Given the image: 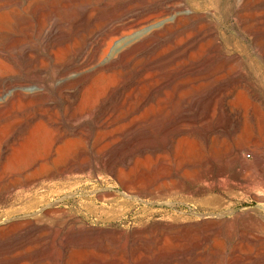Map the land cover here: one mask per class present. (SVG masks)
<instances>
[{
  "label": "bare ground",
  "instance_id": "bare-ground-1",
  "mask_svg": "<svg viewBox=\"0 0 264 264\" xmlns=\"http://www.w3.org/2000/svg\"><path fill=\"white\" fill-rule=\"evenodd\" d=\"M227 20L234 31L229 38L219 29ZM172 38L173 44L167 43ZM223 87L241 95L234 96V103L264 123V0H0V120L8 115L15 119L14 128L0 134V264H12L19 253L11 259L3 254L47 229L62 233L66 264H119L120 258L104 251L88 255L82 253L85 246H75L107 243L122 233L118 221L129 202L142 195L167 204L181 196L184 203L210 211L198 214L197 221L181 211L167 212L153 224L139 218L141 228L131 232L132 249L142 237H153L166 248L162 243L155 250L139 247L138 255L130 254L133 264H167L169 252L162 250H178L186 238L197 248L204 240L213 255L232 228L236 235L226 264H264V138L256 141L243 133L249 141L234 139L199 162L185 161L191 170L151 172L141 155L127 164L130 155L141 152L153 154L155 166L160 158L154 153L168 145L172 149L169 106L183 102V112L201 115L200 110L219 101ZM214 104L209 118L223 127L227 117ZM117 105H127V112L143 109L111 136L107 127ZM162 108L166 118L161 121ZM90 141L98 157L87 149ZM68 193L73 196L63 197ZM224 196L252 197L257 204L235 213L232 207L222 211ZM91 217L103 226L87 223ZM246 245L258 260L242 261ZM203 260L191 257L187 264Z\"/></svg>",
  "mask_w": 264,
  "mask_h": 264
},
{
  "label": "rangeland",
  "instance_id": "rangeland-1",
  "mask_svg": "<svg viewBox=\"0 0 264 264\" xmlns=\"http://www.w3.org/2000/svg\"><path fill=\"white\" fill-rule=\"evenodd\" d=\"M46 3V2H45ZM62 4H60V5H58V7H60V9L61 10H63V6H61ZM229 21L230 20H227V21H222V26H220V31H222L223 33H224V35H225V37H228L229 38V35H231V33H234V31H233V29H231V27L229 26ZM222 27V28H221ZM171 41H172V43H171ZM231 41V40H230ZM233 41V40H232ZM173 42H174V39L172 38V39H169L168 41H167V43H171V44H173ZM191 75H193V74H191ZM191 75H190V77H191ZM226 91H225V90ZM229 89L230 88H221V90L218 92V96H219V98L221 99V101H220V99H219V101H215V102H212V103H210V105H209V110L207 111V110H203V112L200 110V112H201V115L200 114H197V113H187V112H183L182 110H181V106L183 105V102H182V104H180V105H171V106H169L168 108L170 109V114L168 115V117L167 118H171V119H169L168 121H169V128L171 129H169V131H168V138H170V140L171 141H173V142H171V145H172V149L170 148L171 146L170 145H168L167 147H163V148H160L158 151H156L155 153H154V155L155 154H158L159 153V162L157 161V163L155 164V166L154 165H152V162H151V160L153 159V154H146V153H142V154H139V153H141V152H136L134 155L132 154V156L130 155V161L127 163L129 166H131L132 164V159L134 160L135 158H138V157H140V155H141V160L142 159H144L142 162L143 163H145V164H147V166H149V167H151V172H159V171H171V170H175V169H177V170H179V171H182L183 170V168L184 169H187V170H191V168H193L192 167V164H190V165H186V166H183V163L185 162V161H188V162H199L200 160H201V158L204 156V154L205 153H207V152H216V151H220V150H222L223 149V147H221V146H223V144H225V142H230L231 140H234V139H238V140H242V141H246L247 140V138H248V135H249V137H251L252 138V140H256V141H258V140H260V138L262 139V138H264L263 136H264V129H263V120H261V121H259L258 122V120L256 119V116L251 112V111H248L249 109H247V107H243L242 105H240V104H238V105H236L235 103H236V100H237V97L239 98V97H241L242 98V96L240 95H238V94H235V93H230L229 92ZM185 90V89H184ZM224 90V91H223ZM228 90V91H227ZM175 91H177V90H175ZM221 93H222V95H221ZM225 93V94H224ZM227 93V94H226ZM225 95V96H224ZM236 95V100L234 99L235 96ZM238 95V96H237ZM159 97H161V95H160V93H159ZM177 96H176V93H175V96H174V99H177L178 100V98H176ZM226 97V98H225ZM223 98V99H222ZM225 98V99H224ZM227 99H229L230 100V102H229V100H227ZM216 100H218V98L216 99ZM186 101V100H185ZM222 101H224L223 103H222ZM128 102H130V100L128 101ZM150 102H156V99L155 98H151V100H150ZM219 102H221V103H219ZM229 102V103H228ZM232 102V103H231ZM235 102V103H234ZM215 103V104H214ZM231 103V104H230ZM128 104V103H127ZM213 104H214V107L216 106V107H218V109H223L222 110V112H223V114L227 117V122H225V124H222V125H220V126H223V127H218V125H216V122L215 121H213L212 119H210L211 118V116H209V115H211V112L213 111V109H212V107H213ZM217 104V105H216ZM219 104V105H218ZM233 105V106H231L230 107V105ZM223 107H221V106ZM225 107H224V106ZM228 105H229V107H228ZM211 107V108H210ZM221 107V108H220ZM234 107V109H232ZM116 108H117V111H116ZM122 109V111L120 112V110ZM238 108V109H237ZM125 111H124V110ZM131 109V108H130ZM143 109V107H136V109H134L133 111H129V112H127V110H128V108H127V105H125V106H115L114 108H113V115H114V118L115 117H117V118H113L112 117V119H111V125H109V127H107L106 128V130H108V132H111V130H112V132L110 133V135L111 136H113L112 135V133H113V131L115 130L116 131V129L117 130H120L121 128H122V126L123 127H125V125L126 124H128V121H130V119L132 118V117H134V116H136V114L138 115L139 114V112H141V110ZM172 109H174V110H172ZM207 109H208V107H207ZM228 109V110H227ZM212 110V111H211ZM221 110H219V113L221 114ZM232 110H233V114H232ZM59 111H60V113H59ZM225 111V112H224ZM56 112H57V114L58 115H61V108L60 107H58L57 109H56ZM119 112V113H118ZM131 112H133V113H131ZM163 112V113H162ZM135 113V114H134ZM206 114V116H205V114ZM207 113H209V114H207ZM226 113V114H225ZM161 114V115H160ZM160 114H159V120H163L164 118H166V117H164V115L163 114H165L164 113V109L162 108L161 110H160ZM229 114H231V115H229ZM120 116L121 115V117H118V116ZM125 115V116H124ZM134 115V116H133ZM162 115H163V117H162ZM198 115V116H197ZM235 115H236V117H235ZM252 115V116H251ZM12 116V117H11ZM161 116V117H160ZM254 116V117H253ZM123 117V118H122ZM210 117V118H209ZM233 119H231V118ZM8 119H6V118H4L3 120H0V134H6L8 131H9V129H11V126H12V129L14 128V121L12 122V120H15V119H13L14 117H13V115H8V117H7ZM162 118V119H161ZM229 118V119H228ZM235 118V119H234ZM237 118V119H236ZM253 118V119H252ZM12 119V120H11ZM9 120V121H8ZM116 120V121H115ZM211 120V121H210ZM6 121H8V122H6ZM209 121V122H208ZM7 124H6V123ZM172 122V123H171ZM231 122V123H230ZM13 125H12V124ZM114 123V124H113ZM202 123V124H201ZM211 125H210V124ZM227 123V124H226ZM228 123H230V124H228ZM255 123V124H254ZM261 123V124H260ZM4 124V125H3ZM204 124H205V127H204ZM213 124H215V125H213ZM231 124H232V127H231ZM258 124V125H257ZM7 125V126H6ZM10 125V126H9ZM200 125H202L201 127H199ZM210 125V126H209ZM251 125H252V127H251ZM261 125H263V126H261ZM214 126V127H213ZM87 127H89V129H90V125L87 123ZM209 127V128H208ZM217 127H218V130H216L217 129ZM234 127H235V129H234ZM245 127V128H244ZM257 127V128H256ZM262 127V128H261ZM2 128V129H1ZM116 128V129H115ZM200 128V129H199ZM223 128V129H222ZM243 128V129H242ZM7 131V132H5V130ZM199 129V130H198ZM202 129V130H201ZM232 129H233V131H232ZM204 130V131H203ZM211 130V131H210ZM221 130H223V131H221ZM230 132H229V131ZM251 130V131H250ZM171 131V132H170ZM203 132V134H202V132ZM216 131V132H215ZM262 131V132H261ZM198 132V133H197ZM221 132H223V133H221ZM227 132V133H226ZM249 132H251V134L249 133ZM258 132V134H256ZM208 133V134H207ZM215 133V134H214ZM231 133H233V134H231ZM243 133H245V134H248V135H246V137H245V134H243ZM254 133V134H253ZM259 133H261L262 134V136L259 134ZM158 134V135H157ZM211 134V135H210ZM227 136H225V135ZM205 135V136H204ZM207 135V136H206ZM216 137H215V136ZM232 135V136H231ZM258 137H257V136ZM156 136H159V133H152L151 134V137H156ZM199 136V137H198ZM213 136V137H212ZM229 136V137H228ZM235 138H234V137ZM238 138H237V137ZM254 136V137H253ZM184 137H186L185 138V140H188L189 141V143H190V145L188 146V147H186V146H184ZM205 137L206 138V143H203V138ZM208 137V138H207ZM216 139H215V138ZM233 137V138H232ZM258 139H257V138ZM180 138H182L181 140H180ZM189 138V139H188ZM226 140H225V139ZM251 138H250V140H251ZM214 141H213V140ZM222 139V140H221ZM224 139V140H223ZM244 139V140H243ZM246 139V140H245ZM216 140V141H215ZM175 141V142H174ZM196 141H197V143H196ZM212 141H213V143H212ZM219 141V142H218ZM247 141H249V140H247ZM90 143H91V141L90 142H86V144L88 145H86V147H87V149L89 150V151H91V154H92V152H93V156H97L98 157V155H101V154H98L99 152L95 149V148H92V149H90L91 147V145H90ZM181 143V144H180ZM192 143V144H191ZM196 143V144H195ZM203 143V144H202ZM222 143V144H221ZM205 144V145H204ZM219 144V145H218ZM221 144V145H220ZM182 145V146H181ZM170 146V147H169ZM217 148H216V147ZM211 147V148H210ZM215 147V148H214ZM166 148H168V149H166ZM175 148V149H174ZM182 148V149H181ZM94 149V150H93ZM163 149H164V151H163ZM170 149V150H169ZM96 150V151H95ZM169 151V152H166V151ZM171 150H173V151H171ZM187 151H188V153H187ZM194 151V152H193ZM96 152V153H95ZM174 152H178V153H180L182 156H180V157H177V156H174ZM95 153V154H94ZM163 154V155H162ZM145 155H147L146 157H149V156H151V158L149 157L148 159L146 158V157H144V158H142L143 156H145ZM167 156H169V157H167ZM174 156V157H173ZM246 156L247 157H250V153L249 152H247L246 153ZM133 157V158H132ZM162 158V159H161ZM185 158H187L188 160H186ZM163 159H164V161H163ZM170 159V160H169ZM147 160V161H146ZM167 160V161H166ZM178 160V161H177ZM146 161V162H145ZM168 162V163H167ZM169 163H171V166H168L169 165ZM180 163V164H179ZM164 164V165H163ZM166 164V165H165ZM160 168V170H159V168ZM166 166V167H165ZM170 167H172V168H170ZM147 179H145V181L144 182H147L146 181ZM95 184H98V182H96ZM92 194V193H91ZM71 196H73V195H69V193L68 194H64V196L63 197H71ZM124 199V198H123ZM149 199V200H148ZM181 196H174V200H173V204H167L166 202H160L159 200H157L156 198H149V197H147V196H140V198L138 199V200H135V199H132L130 202H129V204L130 205H128V211H127V213L125 214V216L123 217V218H121L118 222H119V224H123L124 225V229H123V231H122V233H119V234H117V235H114V236H112V237H110L109 239H111V240H109V239H107V243L105 242V243H89L88 245L86 244V245H82V246H75V248L77 249L78 247V250H84V248L86 247V249L84 250V251H82V253L83 252H86L88 255L89 254H91V253H95L96 251L98 252V251H104L105 252V254H107V256L110 258L111 256V258H113L114 256L116 257V259H119V264H127L128 263V261L130 262V263H128V264H133L132 263V260H131V258H133L134 256H135V254H137L138 255V250H140V248H141V250L140 251H142V250H146V249H148V247H149V249H150V247H152L151 248V250H155V249H159V248H161V247H163V246H165L164 248H166V245H164L162 242H154L155 240H153V237H149V239L147 238V237H142V238H139L137 241H136V243H138V245L135 243V245H136V247H134L133 249H132V243H133V236H132V234H131V232L132 231H134V230H136L137 228L139 229V228H141L140 226V224L138 223V220H139V218H142V219H144V220H147L148 218H149V221H148V223L149 224H153V223H156V222H159V221H163L162 220V218H161V216L162 215H164L165 213H167V212H171V211H181V212H184V215H186V216H190L192 219L190 220V221H197V219L199 218V216H198V214H200V213H205V212H207V211H210L209 209L207 210V209H205V211H204V209H201L200 210V208L198 209V208H195V207H193V205H190V203H184V201H181ZM247 200H243V199H239V197H237V198H235V199H231V198H229V197H226V196H224L223 197V199L220 201V205H221V208H220V210H222V211H224V210H226V209H228L229 207H232V209L234 210V213L236 212V211H240L241 209H243V208H247V207H254V205H256L257 204V201L256 200H254L252 197H247L246 198ZM253 200V201H252ZM129 201V200H128ZM132 201H133V204H132ZM140 201V202H139ZM149 201V202H148ZM154 201V202H153ZM159 201V202H158ZM139 202V203H138ZM136 203H138L137 205H136ZM229 203H231V206H229L228 204ZM132 205H133V207H132ZM170 205V206H169ZM188 205V206H187ZM142 206V207H141ZM185 206H187V207H185ZM145 207V208H144ZM185 207V208H184ZM191 207V208H190ZM224 207V208H223ZM141 208H143V209H141ZM148 208V209H147ZM178 208V209H177ZM171 209V210H170ZM174 209V210H173ZM197 209H198V211H197ZM147 210V211H146ZM151 211L152 213H150L149 211ZM155 210H157L156 212H155ZM167 210V211H166ZM169 210V211H168ZM200 210V211H199ZM143 211V212H142ZM164 211V212H163ZM133 212H135V213H133ZM160 212H162V214L160 213ZM198 212V213H197ZM141 213H143V214H141ZM155 213V214H154ZM160 213V214H159ZM145 214H148V215H145ZM194 214H195V216H194ZM197 214V215H196ZM160 215V216H159ZM230 214H228V216H229ZM133 216H135V217H137V218H135V217H133ZM143 216V217H142ZM133 217V218H132ZM147 217V218H146ZM157 217V218H156ZM159 217V218H158ZM196 219H195V218ZM93 219V220H92ZM161 219V220H160ZM200 219V218H199ZM123 220V221H122ZM136 220H137V222H136ZM90 221V222H89ZM150 221H152V222H150ZM125 222V223H124ZM87 223H89V224H93V225H100V224H97V223H95L94 222V218L93 217H91V218H88L87 219ZM130 223V224H129ZM127 224H128V226H127ZM134 225V226H133ZM100 226H103V225H100ZM139 226V227H138ZM134 229V230H133ZM49 230H51V231H49ZM48 231V232H47ZM47 231H44L40 236H33V237H31V239H26V240H23V241H21L19 244H15L13 247H12V250L10 251V252H8L7 254L8 255H6V254H3V257L4 256H7L9 259H11V258H13L12 257V255L13 254H16V253H19V255L16 257V259L14 258V260L12 261V264H66L65 262H64V256H62L61 257V254H62V244H61V242L59 243V239H60V236L62 235V233L60 232V231H58L57 232V230L55 231V229H47ZM232 233H230V232ZM227 230V233L228 234H230L229 236L228 235H226V238L225 239H223L224 241L222 242L223 244H221V247L220 248H217L215 251V253H213V255L211 254H209L210 253V251H211V249L212 248H210L211 246H209L208 245V243H206V242H204V240H202L201 241V243H200V247H201V249H200V247L199 248H197V247H194V246H190V244H189V242H190V240H189V238H186V239H184V241H185V245H184V243H183V245L182 246H180L179 248H178V250L176 249L175 251H174V249H171L172 251L170 252V251H166L165 249H163L162 250V252H165L166 254H168L167 252H169V257H168V261L169 262H167V264H178V263H180V264H187V258H195L196 256H198V258H201V259H204L202 262H203V264H205V263H211V264H213L215 261V263L214 264H226L227 263V257H228V255H229V251H230V248H231V242H232V240H233V238H235V235H236V229H234V228H232L231 230ZM235 231V232H234ZM56 232V233H55ZM125 232V233H124ZM115 237V238H114ZM232 238V239H231ZM147 239V240H146ZM142 240H144V241H142ZM146 240V241H145ZM148 240L150 241V242H148ZM26 241L28 242L27 244H26ZM22 242H24V243H22ZM100 242H102V241H100ZM141 244H140V243ZM150 243V244H148V243ZM154 243V244H153ZM158 243V244H157ZM163 244V246L162 245H160V244ZM204 243V244H203ZM250 244V245H253L254 243H253V241H247V244ZM25 244V245H24ZM93 244V245H92ZM107 245V248L105 247L106 245ZM145 245V248H144V245ZM146 244H147V246H146ZM187 244V245H186ZM19 247H18V246ZM20 245H23V246H20ZM29 245V246H28ZM95 245V246H94ZM96 245H101V246H103V250H102V247L100 246H96ZM105 245V246H104ZM131 247H130V246ZM150 245V246H149ZM158 245V246H157ZM204 245H207V248H205L204 247ZM73 247H74V244L72 245ZM85 246V247H84ZM88 246V247H87ZM90 246L92 247V249H90ZM154 246V247H153ZM185 246V247H184ZM225 248V250L223 249V247ZM21 247V248H20ZM47 247V248H46ZM53 249H52V248ZM94 247V248H93ZM139 249H138V248ZM184 247V248H183ZM187 247V248H186ZM17 248V249H16ZM52 249V251H51V249ZM58 248H59V250H58ZM83 248V249H82ZM99 248V249H98ZM154 248V249H153ZM194 248V249H193ZM203 248H205V250L206 251H204L205 253L203 254V252L202 253H198L200 250H202ZM18 249H20V250H18ZM27 249H32V250H29V251H27ZM95 249V251H93ZM105 249V250H104ZM108 249V250H107ZM112 249V250H111ZM118 249H120V251H118ZM130 249V250H129ZM148 249V250H149ZM183 249V250H182ZM190 249H191V251H190ZM220 249H221V251H220ZM224 251H223V250ZM247 245L246 246H244L243 247V249H242V255H241V259H242V261H244L243 259H245V260H247V259H249V260H251V258H252V256H253V258H254V260L256 259V260H258V258L255 256V253H254V251H249V249H248V251H247ZM18 250V251H17ZM37 250V251H36ZM47 250V251H46ZM50 250V251H49ZM88 250V251H87ZM114 250V251H113ZM123 250V251H122ZM150 250V256H151V251ZM181 250V251H180ZM197 250H199V251H197ZM208 250H210V251H208ZM15 251V252H14ZM33 251V252H32ZM39 251V252H38ZM44 251H46V252H44ZM90 251V252H89ZM123 253H122V252ZM132 251V252H131ZM136 251H137V253H136ZM177 251V252H176ZM195 251V252H194ZM213 251H214V249H213ZM27 252H32V253H34V255L32 254V253H27ZM44 252V253H43ZM50 252V253H49ZM60 252V253H59ZM114 252V253H113ZM179 252H181V253H179ZM190 252H192L194 255H192V253H190ZM207 252H208V254L209 255H207L206 256V254H207ZM220 252V253H219ZM251 252V253H250ZM254 254H253V253ZM25 253V254H24ZM47 253V254H46ZM52 253H53V255H52ZM58 253V254H57ZM127 253V254H126ZM171 253V254H170ZM173 253V254H172ZM243 253H244V255H243ZM29 254H32L31 255V257H29L30 255ZM38 256H37V255ZM110 256H109V255ZM116 254V255H115ZM119 254H121L119 257H118V255ZM122 254H124V255H122ZM130 254H131V256H133V257H131L130 256ZM149 254V253H148ZM180 254H182V255H180ZM186 254V255H185ZM249 255V256H247V255ZM26 255H28L27 257H26ZM43 255V256H42ZM55 255H56V257L58 256V258H62V259H58L57 258V261L58 262H56L55 261V259H56V257H55ZM203 255V256H202ZM24 256V257H23ZM37 256V257H36ZM52 257V258H50V257ZM127 257V258H125V257ZM210 256V257H209ZM214 256H215V259H214ZM219 256V257H218ZM36 257V258H35ZM43 257V258H42ZM55 259H54V258ZM114 257V258H115ZM124 257V258H123ZM176 257V258H175ZM182 257V258H181ZM209 257V258H208ZM256 257V258H255ZM28 258H30V259H28ZM42 258V259H41ZM121 258H123V259H126L125 261H126V263H125V261H122L121 260ZM172 258V259H171ZM48 259H49V261H48ZM54 259V260H53ZM127 259H129V260H127ZM177 261H176V260ZM211 259V260H210ZM225 259V260H224ZM20 260V261H19ZM182 260V261H181ZM174 261V262H173ZM184 261V263H182ZM208 261V262H207ZM23 262V263H22ZM32 262V263H31ZM178 262V263H177Z\"/></svg>",
  "mask_w": 264,
  "mask_h": 264
}]
</instances>
